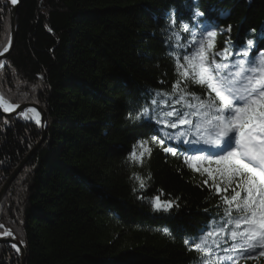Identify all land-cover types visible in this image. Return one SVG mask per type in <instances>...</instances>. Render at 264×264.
<instances>
[{
  "label": "trees",
  "instance_id": "trees-1",
  "mask_svg": "<svg viewBox=\"0 0 264 264\" xmlns=\"http://www.w3.org/2000/svg\"><path fill=\"white\" fill-rule=\"evenodd\" d=\"M7 1L0 0V50L11 34ZM195 8L203 16L192 20ZM173 10L178 24L188 22L195 31L200 24L218 28L217 50L227 45L238 51L248 39L255 45L250 58L264 50V0H21L16 43L1 62L0 95L39 106L47 129L4 196L0 224L27 249L25 264H200L184 241L216 221L223 224L222 201L187 169L193 170L185 160L195 146L183 143L191 136L179 134L189 125L172 129L152 118L195 111L176 103V95H155L172 93L177 77L170 53L190 51L176 47L175 37L167 40L180 31L167 23ZM180 36V44L190 39L182 31ZM188 90L205 97L197 85ZM145 106L155 109L150 118H127ZM30 120L0 116V192L42 139ZM154 134L165 144L150 141L143 163L130 161L133 145ZM157 196L174 206L155 210ZM221 245L214 251L227 257L221 253L229 241ZM0 264L21 259L0 244ZM239 264H264V258L240 257Z\"/></svg>",
  "mask_w": 264,
  "mask_h": 264
},
{
  "label": "snow or ice",
  "instance_id": "snow-or-ice-1",
  "mask_svg": "<svg viewBox=\"0 0 264 264\" xmlns=\"http://www.w3.org/2000/svg\"><path fill=\"white\" fill-rule=\"evenodd\" d=\"M17 2L18 0H11L13 5ZM202 16L203 13L198 8L192 10V20ZM167 23L169 28H179L190 37L184 44H180V31H173L167 40L171 41L175 37L176 47L190 51L183 55L170 53L174 57L177 79L172 85V93L156 92L155 95H176V103L183 102L187 108L195 111L186 114L174 110L156 114V117L165 118L175 116V121L152 118L158 125L163 123L172 129L189 125V131L179 135L191 136L192 139L184 140L183 143L190 147L204 145L212 150L197 148L196 151L201 154L190 155L185 162L195 172L206 175L203 183L222 201L225 217L219 229L211 226L210 230H202L200 235L191 240L185 239L184 242L189 245V251L199 254L200 264H224L225 260L239 264V260L232 256L220 257L214 251V248L222 247L220 242L212 240L209 244V238L222 233L232 242L230 247L222 248V251L236 252L244 259L264 258V50H260L258 56L250 58L251 49L255 47L251 39L238 51H232L227 45L217 50L216 40L220 34L218 28L200 24L199 30L195 31L188 22L181 20L178 24L174 10L168 14ZM227 31H231V26ZM8 51V46L3 47L0 56ZM233 56H240L242 59L233 60ZM3 67L4 64L0 63V68ZM189 84L199 86L205 97L190 92ZM187 97H191V100ZM150 103L156 106L158 101L152 99ZM18 107L19 105L0 95V109L4 112H14ZM154 110L145 106L135 115L129 112L127 118L132 121L148 119L150 111ZM28 113L33 115L29 116ZM20 115L26 120L34 119L36 124L41 123L40 112L35 108L21 111ZM189 115H196L199 120L194 123L188 118ZM166 135L168 139L176 138ZM150 141L161 146L165 144L164 139L154 134L148 139L137 141L128 159L142 164L145 155L151 154ZM164 151L177 155L175 147H167ZM135 178L143 188L141 177L137 175ZM152 206L157 211H169L174 205L172 201H162L157 196L153 198ZM214 223L213 221V225ZM224 225L232 227L226 229ZM3 227L0 225V228ZM164 232L171 235L167 228ZM0 235L11 237L14 234L8 230ZM11 247L20 251L16 244Z\"/></svg>",
  "mask_w": 264,
  "mask_h": 264
},
{
  "label": "water",
  "instance_id": "water-1",
  "mask_svg": "<svg viewBox=\"0 0 264 264\" xmlns=\"http://www.w3.org/2000/svg\"><path fill=\"white\" fill-rule=\"evenodd\" d=\"M8 7H9V13H10V21H11V34H10V41L11 44L9 45V51L7 53H4L3 56H0V63L2 61H6L10 54L12 53L16 39H17V13L19 10V7L21 5V0H18V2L15 5H11L10 0L7 1ZM29 108H35L37 111L40 112V124H36L33 119H31L32 123H35L36 125L39 126L41 132H42V139L41 141L37 144L36 148L27 156V158L20 164V166L11 174L10 178L4 185L3 189L0 192V204L8 191L10 185L12 182L15 180V178L20 174V172L23 170L25 167L27 161L29 160L30 156L33 155V153L40 148V144L46 139V129H47V123L45 122V114L43 110L36 106V105H24V106H19L15 112L13 113H7L4 112L2 109H0V116L5 117V118H17V116H20L21 111H26ZM0 244H7V245H12L16 244L19 248L20 251L17 252L20 256L21 259V264H25L26 257H27V249L24 247V245L16 238H6V237H0ZM15 250V249H14ZM16 251V250H15Z\"/></svg>",
  "mask_w": 264,
  "mask_h": 264
},
{
  "label": "bare ground",
  "instance_id": "bare-ground-1",
  "mask_svg": "<svg viewBox=\"0 0 264 264\" xmlns=\"http://www.w3.org/2000/svg\"><path fill=\"white\" fill-rule=\"evenodd\" d=\"M10 3H11V0H10ZM11 5H13L12 3H11ZM172 57V56H171ZM174 61L172 60V63H173ZM16 111V110H15ZM14 111V112H15ZM7 113H13V112H7ZM30 115L32 116L33 114L32 113H30ZM26 120V119H25ZM34 120V119H33ZM34 122H35V120H34ZM197 122V121H196ZM189 128H190V126H189ZM193 131V130H192ZM197 148H203V149H205V151H212L211 149H207V146H204V145H196L190 152L192 153V154H197V155H199V154H201V153H199V152H197L196 151V149ZM189 171H192L193 173H195L196 175H197V177H199V181H198V183H199V185L200 186H202V185H205L204 183H203V181H204V179H206L207 177H206V175H201L200 173H197V172H195L194 170H191V169H189V168H187ZM209 183H211V181L209 182ZM206 186V185H205ZM208 186V185H207ZM220 226H221V223L219 224V222L218 221H216V226L214 225V227L215 228H217V229H219L220 228ZM226 229H228V226H224ZM215 236V235H214ZM0 237H6V238H14V236H11V237H8V236H0ZM214 240H219L221 243H224V241H229V245H228V247H230V245H231V240H229L228 239V237L226 236V235H224L223 233L220 235V236H215V239ZM227 247V248H228ZM15 251V250H14ZM235 253V254H234ZM222 256L223 255H225V254H227L228 256H232L233 258H235V259H237V260H239V258H240V256H238L237 255V253L236 252H224V251H222ZM195 259V258H194ZM242 259V261H248V260H252V259H244V258H241ZM224 264H232V261H229V260H225L224 261Z\"/></svg>",
  "mask_w": 264,
  "mask_h": 264
},
{
  "label": "rangeland",
  "instance_id": "rangeland-1",
  "mask_svg": "<svg viewBox=\"0 0 264 264\" xmlns=\"http://www.w3.org/2000/svg\"><path fill=\"white\" fill-rule=\"evenodd\" d=\"M24 105H35V104H23V105H19V106H24ZM37 106V105H36ZM39 107V106H38ZM28 115H30V113H28ZM18 117V116H17ZM20 117L22 118V119H24L21 115H20ZM25 120V119H24ZM41 145V144H40ZM11 186V185H10ZM10 188V187H9ZM4 199V198H3ZM3 201V200H2ZM2 203V202H1ZM0 206H1V204H0ZM0 225H3L2 223L0 224ZM4 227L3 228H0V233H3V232H5V231H8V230H10L8 227H6L5 225H3ZM11 231V230H10ZM12 232V231H11ZM13 233V232H12ZM14 234V233H13ZM1 236V235H0ZM14 236V238H16V236L15 235H13ZM17 239V238H16ZM19 240V239H18ZM4 245H7V244H4ZM8 246H10V245H8ZM11 247V246H10ZM12 248V247H11ZM13 249V248H12ZM14 250V249H13ZM15 252H17V251H15ZM18 254V253H17ZM19 255V254H18Z\"/></svg>",
  "mask_w": 264,
  "mask_h": 264
}]
</instances>
